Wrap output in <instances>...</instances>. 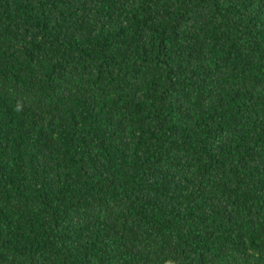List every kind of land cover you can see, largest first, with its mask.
I'll return each instance as SVG.
<instances>
[{
    "label": "trees",
    "instance_id": "obj_1",
    "mask_svg": "<svg viewBox=\"0 0 264 264\" xmlns=\"http://www.w3.org/2000/svg\"><path fill=\"white\" fill-rule=\"evenodd\" d=\"M0 264H264V0H0Z\"/></svg>",
    "mask_w": 264,
    "mask_h": 264
}]
</instances>
